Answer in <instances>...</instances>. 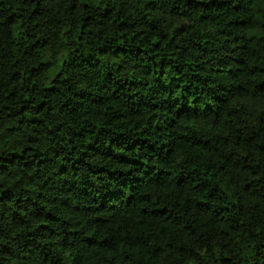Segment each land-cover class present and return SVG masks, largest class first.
Returning <instances> with one entry per match:
<instances>
[{"label":"trees","instance_id":"trees-1","mask_svg":"<svg viewBox=\"0 0 264 264\" xmlns=\"http://www.w3.org/2000/svg\"><path fill=\"white\" fill-rule=\"evenodd\" d=\"M231 12L221 0H107L103 11L0 0V264H182L186 231L209 253L220 242L218 264H239L223 241L241 228L251 264H264V115L234 118L224 102L253 86L264 97V49L229 47L243 23ZM177 14L192 23L170 31ZM202 104L222 134L178 137L180 116ZM200 163L210 180L192 171Z\"/></svg>","mask_w":264,"mask_h":264},{"label":"clouds","instance_id":"clouds-1","mask_svg":"<svg viewBox=\"0 0 264 264\" xmlns=\"http://www.w3.org/2000/svg\"><path fill=\"white\" fill-rule=\"evenodd\" d=\"M47 0H45V3ZM144 3H147L148 0H143ZM152 2L164 3V0H152ZM174 2V0H173ZM208 0H195V3L199 6L203 3H207ZM221 2L232 10L229 15V20H236V17L239 16L243 23L237 22V28L235 35L233 37H225L229 40L230 48H239L244 44H248L249 47H254L256 49H264V4L254 3L249 5L248 0H221ZM92 4L93 8H99L103 11L107 0H78L79 5ZM180 3H183V0H180ZM35 7V5H33ZM177 13H179V8H177ZM87 12L81 8L78 13L79 16L86 15ZM196 17H199V12H197ZM60 24L57 25L59 29V34L61 37L65 33L69 32L70 24L67 20V17H58ZM176 23L173 24V28L170 30H175L180 26V24L190 25L192 20L187 17V15H176L174 17ZM229 21L226 20L225 23ZM22 31V30H21ZM204 31L211 32L215 35L217 29L215 25L211 27H205ZM188 34L185 33V36ZM238 37V39H236ZM74 39V37H73ZM234 41V42H233ZM67 43V41H64ZM71 52H75V47L71 49ZM64 59H70V56H65ZM114 62L115 58H113ZM63 63V60L61 61ZM82 88H86V85H81ZM252 101L251 104L246 101ZM227 107L231 110L233 117L235 118L240 113H245L247 115L253 116L252 123L256 122V118L260 115H264V97H261L259 93L255 91L254 86L251 90H234L233 94L228 96L225 101ZM194 108L195 105H192ZM246 116L244 119L236 121L240 125H245L248 123ZM175 131L177 136L180 138L187 135L189 139L191 138H208L211 140L214 137L220 136L222 133L217 131V122L215 115L207 111L205 106H201L197 114L186 115L182 114L177 121L175 126ZM167 143V141H164ZM7 153L8 149L5 147L2 149ZM175 152V149L173 150ZM236 151L239 152L241 158L248 156V151L237 148ZM259 163V161H257ZM241 165L245 163L243 159L240 160ZM8 162L6 160L0 159V169L6 168ZM171 167H175L181 171L187 167L186 158L183 156L173 155L170 162ZM99 167H103L100 165ZM131 165H128L127 168H131ZM210 165L208 163H200L199 165H193L192 171L199 172L204 178L211 179L209 174ZM99 174V173H98ZM5 179H10L7 177L6 173H0V181ZM161 179L165 180L166 183H169L173 186L177 183V176L175 175H164ZM247 225H245L246 227ZM24 232V228L17 226L13 227L10 232L7 234L6 244H9L12 247L17 245V236ZM228 247L223 253L229 257H235L239 261V264H245V261H248V264H251L249 257L254 255L252 251V244L248 233L244 231L243 228L239 229L237 232H233L229 239L223 241ZM186 245V255L182 258V264H201L200 260H197V256L202 257L204 264H212L210 257L214 258L216 264H218L220 255H221V244L219 241L211 245L212 251L208 252V244L205 242L203 236L199 232H187L186 239L184 240ZM2 250H0V255H2ZM70 264V261H69Z\"/></svg>","mask_w":264,"mask_h":264}]
</instances>
